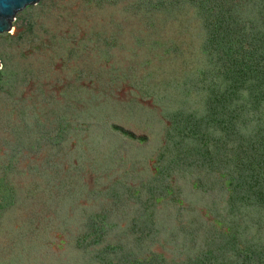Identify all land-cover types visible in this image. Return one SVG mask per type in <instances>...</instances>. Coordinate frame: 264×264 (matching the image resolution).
<instances>
[{"label": "rangeland", "instance_id": "obj_1", "mask_svg": "<svg viewBox=\"0 0 264 264\" xmlns=\"http://www.w3.org/2000/svg\"><path fill=\"white\" fill-rule=\"evenodd\" d=\"M157 6L42 0L0 37V264H213L198 249L219 239L235 195L211 188L230 174L224 152L252 148L263 163L243 181L264 193V103L246 111L248 74L262 85L264 66L226 45L218 16ZM250 41L264 51V37ZM208 76L224 93L209 108Z\"/></svg>", "mask_w": 264, "mask_h": 264}, {"label": "trees", "instance_id": "obj_2", "mask_svg": "<svg viewBox=\"0 0 264 264\" xmlns=\"http://www.w3.org/2000/svg\"><path fill=\"white\" fill-rule=\"evenodd\" d=\"M158 6L150 10L154 14H162L164 16L170 15L175 17L180 14H184L187 8L190 9L193 6L196 10L195 12L202 11L207 13V15H212L214 17L218 16L219 21L225 25L221 31L223 35V40L226 42V45L235 44L239 49L247 47L252 52V57H254L253 64L257 66H264V51L261 52L255 43L250 40H258L259 38L264 37V0H157ZM241 9V10H239ZM257 26L261 30H257ZM210 42H213L215 45L220 43L214 38L208 39ZM249 45H254L255 47H250ZM227 52V49L225 53ZM245 57V55H244ZM223 66L218 62L217 67H211V70L214 74L219 73ZM227 70V69H226ZM223 70L221 72H224ZM230 70V69H229ZM229 70L224 73L225 82L227 83V78L229 75ZM205 71V69H204ZM205 74V73H204ZM207 82L208 86L202 88V95L206 92L203 97V107L209 108L210 101L215 100L220 104L223 103V92H218L215 87H212L215 79L212 76ZM248 78L251 80V89L249 93L251 96L247 95V109H253L254 115L256 111H260L259 105L264 103V82L261 85L259 81L248 74ZM229 84V83H228ZM231 94L232 92H238L236 85L230 87ZM225 106L219 108V111H225ZM263 110H261V113ZM264 114V113H263ZM219 129V127H218ZM257 137H262L259 134H256ZM264 137V136H263ZM264 140V138H263ZM228 151V150H227ZM224 152V163L225 167L228 168L229 175L224 177L225 173L219 176V181L211 177V187L213 190L220 194L224 195L225 190L220 189V181L224 182V188L228 187L229 194H235L230 196L227 199V204L229 209L224 211L223 217L221 219L222 228L217 226L215 232L219 233V239L213 238L214 241L210 245L198 249L204 251V254L215 253L216 257L213 256V264H264V244L261 243V237L264 241V234L259 233V227L264 224V193H257L255 186H250L248 183H245L242 177V172L249 171V167H253L255 163H259L261 166L263 160H256L254 153H252V148L249 146H244V150L240 153V149H233L230 153ZM242 153L245 154V158L239 159ZM241 160V161H240ZM171 166L167 164L164 172L163 181V191L167 194V184L168 179H173L170 177ZM162 170V169H161ZM251 170V169H250ZM163 171V170H162ZM173 171V170H172ZM223 171V169H218ZM214 180V182H212ZM200 182V181H199ZM260 183V182H258ZM199 186L202 188V183L200 182ZM255 190V191H253ZM169 204L172 201L171 196L167 197ZM238 200L232 208V203ZM237 204L239 206H237ZM226 207V206H224ZM246 207V208H245ZM250 209V211H248ZM245 210V211H244ZM248 211V212H247ZM245 214V215H244ZM251 217H255L253 220ZM225 226V227H224ZM224 228V229H223ZM228 228V229H226ZM182 229V228H181ZM184 234L196 235V232L191 230L188 232V229H182ZM185 230V231H184ZM153 233L152 235H154ZM188 235V236H189ZM257 237V244L255 241ZM139 240V238H137ZM185 248V244L183 243ZM227 247H231L230 250H227ZM191 248V247H190ZM193 249V247L191 248ZM187 251V248H185ZM224 251V252H223ZM228 252H232L228 253ZM213 255V254H212ZM209 257V256H207ZM185 262L180 264H202L199 260H203V256H184ZM118 260V258H117ZM120 264H125V259L122 257L118 260ZM206 264H210L207 260H204ZM129 262V261H128ZM129 264H137L136 261H131Z\"/></svg>", "mask_w": 264, "mask_h": 264}, {"label": "water", "instance_id": "obj_3", "mask_svg": "<svg viewBox=\"0 0 264 264\" xmlns=\"http://www.w3.org/2000/svg\"><path fill=\"white\" fill-rule=\"evenodd\" d=\"M42 0H0V37L8 36L16 14L36 9Z\"/></svg>", "mask_w": 264, "mask_h": 264}]
</instances>
